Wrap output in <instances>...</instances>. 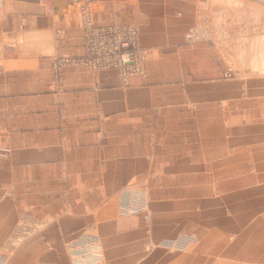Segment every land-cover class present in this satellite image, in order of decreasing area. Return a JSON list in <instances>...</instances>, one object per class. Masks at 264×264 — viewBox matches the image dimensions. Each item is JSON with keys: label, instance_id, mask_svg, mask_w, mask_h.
Here are the masks:
<instances>
[{"label": "crops", "instance_id": "1", "mask_svg": "<svg viewBox=\"0 0 264 264\" xmlns=\"http://www.w3.org/2000/svg\"><path fill=\"white\" fill-rule=\"evenodd\" d=\"M88 1L95 26L137 25L147 60L126 87L113 70L54 77L53 58L83 54L81 0H0V249L19 264L15 252L99 235L124 264L142 230L117 203L146 186L154 241L213 236L229 264H264V96L222 80L208 42L186 41L191 0Z\"/></svg>", "mask_w": 264, "mask_h": 264}, {"label": "rangeland", "instance_id": "2", "mask_svg": "<svg viewBox=\"0 0 264 264\" xmlns=\"http://www.w3.org/2000/svg\"><path fill=\"white\" fill-rule=\"evenodd\" d=\"M116 1L122 4L130 0ZM155 1L158 4L170 2L173 6L188 3V0ZM80 6L82 8L78 18L82 30L83 54L80 57L56 56L53 58L51 70L54 77L59 79L63 69L69 67H85L92 71L113 70L121 85L126 87L130 77L142 76L147 51L140 45L137 25L112 23L96 26L132 27L136 35L119 53L112 51L117 41V38L113 37L107 40L105 47L100 46L98 40H95L96 46L92 51L88 47L83 25L85 16H88L94 24L91 11L87 7L91 4L88 0H81ZM190 6L194 9V17L191 28L185 34L186 41L208 42L222 59L224 68L222 80H233L248 94L264 96V0H191ZM120 38L127 41L129 36L124 34ZM217 105L222 104L218 102ZM148 190L146 186L124 188L121 192L122 198L117 203L118 214L127 217L137 215L140 223L136 227L142 230V234L136 237L138 243L134 244L131 239L126 241V246H131V250L126 253L128 259L125 263L166 264V256H168V264H181L182 256L188 259V264L230 263L227 259L232 257L231 252L224 247L214 249L213 236L203 241L202 238L205 236L200 237L189 233L154 241L149 234L151 212L147 203ZM100 237L99 235H74L65 239L62 244L59 241L61 251L48 250L47 246L45 250L20 251L15 252L14 255L18 254L16 257L19 264H38L44 256H49V258L46 257L45 263L53 262L59 256L61 260L63 259V263L68 261L67 264H120L123 260L119 261L118 257L113 258L111 262L108 261L105 256L106 250L100 245L102 238ZM118 247L119 244L115 250L117 254ZM51 257L54 259L52 260ZM12 258V250L7 247L0 249V264H11Z\"/></svg>", "mask_w": 264, "mask_h": 264}, {"label": "built area", "instance_id": "3", "mask_svg": "<svg viewBox=\"0 0 264 264\" xmlns=\"http://www.w3.org/2000/svg\"><path fill=\"white\" fill-rule=\"evenodd\" d=\"M83 25L86 31L85 37L89 44V49L93 51L96 46V41L98 40L99 45L105 47L108 39L117 38L116 44L112 51L116 53L121 52V50L128 45V43L134 39L136 31L132 27H96L94 26L92 20L85 16L83 18ZM128 35L129 39L127 41L122 40L120 37L122 35Z\"/></svg>", "mask_w": 264, "mask_h": 264}]
</instances>
